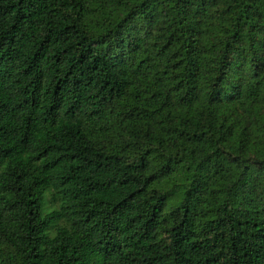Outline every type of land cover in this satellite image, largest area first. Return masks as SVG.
Returning a JSON list of instances; mask_svg holds the SVG:
<instances>
[{"label": "trees", "instance_id": "16d2710c", "mask_svg": "<svg viewBox=\"0 0 264 264\" xmlns=\"http://www.w3.org/2000/svg\"><path fill=\"white\" fill-rule=\"evenodd\" d=\"M0 264H264V0H0Z\"/></svg>", "mask_w": 264, "mask_h": 264}, {"label": "rangeland", "instance_id": "374dc122", "mask_svg": "<svg viewBox=\"0 0 264 264\" xmlns=\"http://www.w3.org/2000/svg\"><path fill=\"white\" fill-rule=\"evenodd\" d=\"M46 206H45V209L47 210V211H49V210H51L52 208H55V207H57L58 206V204L57 203H55L54 205H53V201H52V199H51V197L48 195L47 196V198H46Z\"/></svg>", "mask_w": 264, "mask_h": 264}]
</instances>
